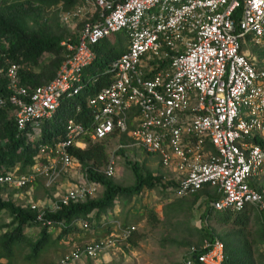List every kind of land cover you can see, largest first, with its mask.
I'll list each match as a JSON object with an SVG mask.
<instances>
[{
    "label": "built area",
    "instance_id": "2783aa9c",
    "mask_svg": "<svg viewBox=\"0 0 264 264\" xmlns=\"http://www.w3.org/2000/svg\"><path fill=\"white\" fill-rule=\"evenodd\" d=\"M242 1V12L235 18ZM84 20L78 41L61 43L68 52L49 83L23 85L20 65L4 69L0 63L10 92L0 97V107H13L9 112L18 130L40 131L38 138L33 136L39 139L44 120L55 114L63 99L83 90L84 70L97 56L93 46L117 31L128 38L127 50L111 65V83L88 102L91 127L68 120L63 140L41 146L25 171L17 166L0 174V187L27 189L59 165L68 172L79 164L70 147L84 149L89 141L126 134L134 147L157 155L165 168L177 172V197L209 187L218 195L211 202L214 210H263L264 188L254 183L264 179V147L255 142L264 140V69L256 57L243 52L242 44L250 36L255 45H264V0H85L61 15L64 26ZM105 173L114 175V156ZM87 181L69 189L48 210L95 194L100 186ZM30 206L42 220L45 209ZM75 224L90 228L85 218L69 225ZM43 225L52 227L54 222ZM58 225L66 227L62 221ZM114 225L106 237L76 247L59 264L94 259L128 242L136 230L134 225ZM203 248L209 251L198 256L199 262L222 263V241L206 240ZM195 251L191 247L190 253ZM184 262L192 264V258Z\"/></svg>",
    "mask_w": 264,
    "mask_h": 264
},
{
    "label": "trees",
    "instance_id": "16d2710c",
    "mask_svg": "<svg viewBox=\"0 0 264 264\" xmlns=\"http://www.w3.org/2000/svg\"><path fill=\"white\" fill-rule=\"evenodd\" d=\"M84 2L85 0H0V63L4 69L11 63L20 65L21 83L32 88L52 81L68 52L61 43L68 39L76 43L86 23V20L77 22V31H72L68 26L61 25L57 12L53 10L61 8L63 11H71L78 5H83ZM242 8L243 1L235 13V18H239ZM127 48L128 38L124 31L118 38L112 34L93 46L97 56L84 70L83 90L74 97L63 99L55 114L44 120L41 124L42 135L39 139L32 136L33 130L30 127L26 131L18 130L9 112L13 107L9 105L5 108L0 107V174H6L17 166H20L23 171L32 166L41 146L55 144L65 138L68 120L75 119L91 127L93 115L88 102L100 90L109 86L114 75L111 65ZM7 86V76L0 73V97L9 95ZM121 137L122 147L114 152V156L126 155L124 146L132 142L126 134L120 135ZM107 140L108 138L95 142L89 141L84 149L74 146L69 148V152L81 165L87 179L104 189L99 198L70 202L62 205L57 211L45 209L42 220L54 222L52 227L43 225V221L38 219V210L32 209L30 205H19L11 199L4 198L5 188L0 187V215L6 212L10 217L9 223L0 226V229H5L0 236V259L6 258L8 264H13L15 253L22 248V245H25L28 246L29 252L24 259L29 264H34L32 260L56 244L57 241L52 239L53 232L59 230L57 240L69 237L72 232L79 230L78 225L71 226L70 222L81 218L88 219L90 228L80 229L88 231L92 228L91 238L94 236L97 238L95 240L102 239L109 234V224L113 220L108 219L106 213L114 209L118 198L131 200L145 190L158 186L164 190L169 187L175 188L176 184L173 182H164L162 176L155 175L140 161H131L128 158H126V164L134 175V184L122 186L115 183L112 177L100 171L110 161ZM255 142L264 147V140L258 138ZM203 194H207L208 197L198 206L204 207L200 214L198 228L200 236L195 243L190 239L182 242L183 246L191 248L194 245L196 248L193 253L189 251L187 256L192 258V264H203L199 262L198 256L209 251L203 248L206 240L223 242L224 260L221 264H264V209L258 210L253 206H247L241 211L214 210L211 202L218 195L209 187H204L199 195L191 199L187 198L190 196H186L177 202H172L169 208L178 212L183 208L181 204L187 202V210L193 212ZM90 214L92 217H89ZM150 217L157 220L154 211H151ZM61 221L65 222L66 227L58 225ZM210 222L219 226L220 230L210 225ZM122 225L128 226L126 222ZM35 226L41 227V230L40 235L33 239L30 229ZM99 229L107 231L102 236H98L96 232ZM135 235L136 233L133 232L128 241L133 246L136 245Z\"/></svg>",
    "mask_w": 264,
    "mask_h": 264
},
{
    "label": "rangeland",
    "instance_id": "374dc122",
    "mask_svg": "<svg viewBox=\"0 0 264 264\" xmlns=\"http://www.w3.org/2000/svg\"><path fill=\"white\" fill-rule=\"evenodd\" d=\"M61 23V15L63 10L61 8H54ZM62 25V24H61ZM72 31H77V22L68 26ZM122 31H117L115 38H118ZM247 48H253L249 43H246ZM255 53L262 56L263 51L255 49ZM40 131H34L32 136L38 138ZM30 134V133H29ZM122 137L112 136L108 137L107 145L110 158L114 156V152L121 146ZM126 155H115V173L112 180L122 186H129L134 184L135 178L126 164V158L131 161H140L144 167L151 170L155 175L162 176L164 182L171 181L170 174L161 164L160 158L157 155L149 154L141 148H136L132 142L128 146H124ZM107 167V166H106ZM106 167L100 169L105 173ZM259 181H264L260 179ZM85 172L80 164H75L66 172L59 165L55 171H51L49 176H41L31 187L24 190H13L5 187L3 197L13 200L16 204L27 206L31 204L38 205L41 209H51L56 203L67 193L69 189H74L86 184ZM103 187L100 186L97 192L89 195L87 198H99L102 195ZM173 187L164 190L161 186L145 190L138 197L133 199L118 198L113 210L106 213L108 219H113L109 224V234L115 228L114 223H127L128 226L134 225L136 243L120 242L117 247L110 248L100 253L94 259L84 260L82 264H184L186 257L191 248L183 246L182 242L188 239L194 243L197 242L200 233V214L204 207H198L207 199V194H203L199 200L198 205L193 212H189L188 203L181 204L182 210L174 212L170 210V204L177 202L181 198L177 197L173 192ZM210 192H213L210 190ZM199 195V193L197 194ZM193 195L187 198H193ZM115 214L114 210H119ZM151 211L156 213L157 220L150 217ZM111 217V218H109ZM10 222V217L6 212L0 215V226ZM93 224L95 223L92 222ZM210 225L215 226L218 230L220 227L210 222ZM95 227V226H94ZM97 228V227H96ZM92 229V228H91ZM80 229L72 232L69 237L57 240L59 230L52 233V239L57 241L55 245L49 248L48 251L41 254L34 261V264H58L65 255L69 254L76 246L82 247L86 243L97 238L92 237V231ZM31 236L37 238L40 235L41 227L35 226L30 229ZM29 230V231H30ZM5 229H0V236ZM30 231V232H31ZM106 229H99L96 234L102 235ZM192 247H195L194 245ZM29 252L28 246L22 245V248L15 253L13 264H29L25 261L24 256ZM0 264H8L6 258L0 259Z\"/></svg>",
    "mask_w": 264,
    "mask_h": 264
},
{
    "label": "crops",
    "instance_id": "0c3cea01",
    "mask_svg": "<svg viewBox=\"0 0 264 264\" xmlns=\"http://www.w3.org/2000/svg\"><path fill=\"white\" fill-rule=\"evenodd\" d=\"M246 43H249L250 45H251V47H253V48H247L246 47ZM243 47H242V50H243V52H245L247 55H250V56H254V57H256L257 58V60L259 61V67L260 68H263L264 69V59L262 58V56L260 55V53L259 54H257V53H255L254 51H255V49H259V50H261V51H263V49H264V45L262 46V45H255L252 41H251V39H250V36H248L246 39H245V41L243 42ZM167 171L166 172H168L169 174H170V176L171 177H169V179H171V182H173L174 184H177V182H176V178H177V172L175 171V170H173V169H170V168H165ZM254 186H256V187H258V188H264V181H257V182H255L254 183ZM173 192H174V189H173ZM117 201H115V203H116ZM116 206V205H115ZM120 212V209L119 210H114V212H115V214H117V212ZM112 221V220H111ZM111 221H110V223H111ZM109 230H110V228H109ZM106 232V231H105ZM104 232V233H105ZM103 233V234H104ZM102 234V235H103ZM101 235V236H102ZM100 236V235H99Z\"/></svg>",
    "mask_w": 264,
    "mask_h": 264
}]
</instances>
